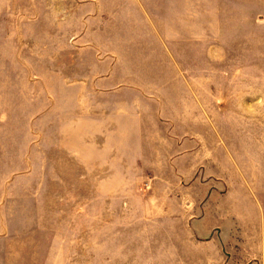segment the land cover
Here are the masks:
<instances>
[{
  "label": "rangeland",
  "instance_id": "obj_1",
  "mask_svg": "<svg viewBox=\"0 0 264 264\" xmlns=\"http://www.w3.org/2000/svg\"><path fill=\"white\" fill-rule=\"evenodd\" d=\"M0 264H264V0H0Z\"/></svg>",
  "mask_w": 264,
  "mask_h": 264
}]
</instances>
